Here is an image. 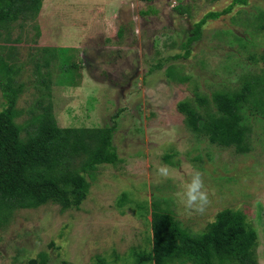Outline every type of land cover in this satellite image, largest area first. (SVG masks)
Returning a JSON list of instances; mask_svg holds the SVG:
<instances>
[{"label":"rangeland","instance_id":"rangeland-1","mask_svg":"<svg viewBox=\"0 0 264 264\" xmlns=\"http://www.w3.org/2000/svg\"><path fill=\"white\" fill-rule=\"evenodd\" d=\"M231 2L42 0L33 20L0 25V54L6 57L13 47L22 84L16 121L24 126L41 100L61 127L113 126L119 157L116 164L96 166L76 207L49 201L14 209L0 223V264H131L136 252L150 248L154 199L194 233L223 209L242 211L257 232L256 264H264V114L245 108L251 149L237 153L189 130L177 109L195 93L210 98L237 89L242 75L264 66L258 59L264 53V0L235 3L206 18L182 56L194 24ZM44 47L69 49L79 65L76 85L59 83L56 57L35 72ZM41 76L48 89L39 84ZM3 103L0 89V109ZM160 166L172 170L171 178L157 175ZM195 171L210 200L202 215L186 213L176 196Z\"/></svg>","mask_w":264,"mask_h":264},{"label":"trees","instance_id":"trees-1","mask_svg":"<svg viewBox=\"0 0 264 264\" xmlns=\"http://www.w3.org/2000/svg\"><path fill=\"white\" fill-rule=\"evenodd\" d=\"M245 1L232 0L221 11L207 12L194 24L192 35L187 36L182 56L188 55L189 45L200 36V25L206 18H216L229 12L235 3ZM41 3L42 0H0V25L18 19L33 20ZM174 9L188 12L183 5ZM118 34L121 35V28ZM7 49L6 57L0 54L4 102L0 109V223L14 209L36 208L49 201L62 207L78 206L88 193V178L94 177L96 166L116 164L119 160L112 144L113 126L61 127L51 105H43L41 100L37 101L40 111L32 113L24 126L20 125L16 121L19 115L16 100L22 84L16 80L19 69L11 60L13 47ZM67 50L42 48L35 72L39 74L40 67H47L56 57L62 69L59 83L76 85L75 70L79 65L71 60ZM258 59L264 65V53ZM46 81L43 76L38 78L39 84L48 89ZM246 107L264 114V66L242 75L237 89L218 90L210 98L195 93L193 100L177 103L189 130L205 136L212 144L232 147L237 153L251 149ZM124 201L123 195L119 203ZM161 205L158 199L151 202L150 248L136 252L131 264H256L257 232L242 211L223 209L205 230L194 233Z\"/></svg>","mask_w":264,"mask_h":264},{"label":"clouds","instance_id":"clouds-1","mask_svg":"<svg viewBox=\"0 0 264 264\" xmlns=\"http://www.w3.org/2000/svg\"><path fill=\"white\" fill-rule=\"evenodd\" d=\"M157 175L164 178H171L172 170L167 166H160L156 169ZM178 201L183 205L184 211L189 215L195 213L202 215L210 204L209 196L203 176L199 171L191 174L190 180L183 185V191L176 194Z\"/></svg>","mask_w":264,"mask_h":264}]
</instances>
